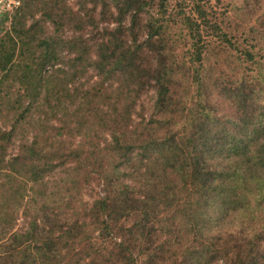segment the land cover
Returning a JSON list of instances; mask_svg holds the SVG:
<instances>
[{"label":"trees","instance_id":"obj_1","mask_svg":"<svg viewBox=\"0 0 264 264\" xmlns=\"http://www.w3.org/2000/svg\"><path fill=\"white\" fill-rule=\"evenodd\" d=\"M12 1L0 16V264H264V82L258 105L240 107L236 121L211 108L195 118L189 109L180 125L185 111L174 99V84L193 65L191 83L205 82L211 44L203 30L231 49L235 36L199 2L197 17L182 8L178 25L188 27L194 51L192 66L174 71L160 31L150 25L141 40L134 30L145 6L152 2L165 15L171 0H80L68 15L56 4L34 11L36 0ZM35 12L53 32L44 36L39 21L29 22ZM70 15L78 34L62 36ZM128 15L129 30L122 25ZM101 22L117 27L94 40L89 32ZM149 54L146 76L128 72L130 82L121 81L117 101L107 103L113 86L103 82L140 71L132 62ZM85 61L103 81L77 97L65 67L78 72ZM151 87L152 119L135 140L132 114ZM64 93L65 101H52ZM104 131L109 139L98 153L91 134ZM95 175L104 193L88 202L82 189Z\"/></svg>","mask_w":264,"mask_h":264},{"label":"rangeland","instance_id":"obj_2","mask_svg":"<svg viewBox=\"0 0 264 264\" xmlns=\"http://www.w3.org/2000/svg\"><path fill=\"white\" fill-rule=\"evenodd\" d=\"M196 2L204 6V9L209 13V18L215 25L220 27L221 31L232 33L235 36L232 40L237 46V49H231L220 40L221 38H218L219 36L216 37L210 33L206 34L203 30L202 37L211 46H209L208 53L205 55V82L201 86L191 83L190 77L195 75V67L199 65L195 64L192 66L190 64L191 54L194 51L192 48L194 41L189 34L188 27L185 26L183 28L179 26L180 15H178L183 8L187 16L193 15L197 17V14L194 12ZM33 3L40 6L34 11H38L41 7L43 8L45 4H56L67 15L72 10L77 12L81 7L80 0H36ZM16 4L17 2L12 0H0V16L4 11H12ZM32 17L29 22L35 23L39 21V31L44 36L54 31L49 22L44 21L38 12H35V19ZM71 19H73L72 15L66 21L67 24L64 28V33L61 34L62 36L78 34V32L74 33V31H77L76 27L79 26V22L77 20L72 21ZM109 20L113 21L112 19ZM122 25L128 30L129 27H133L132 17L128 15L126 20L122 22ZM150 25L154 26V30L160 31V36L166 41L167 47H172L171 51L166 52V55H168L167 65L174 71H177V67L183 66L187 70V67L192 66L191 72L187 74L186 79L179 77L178 85L174 84L175 102L179 103L181 107H184L186 116L179 122L180 125L186 122L189 109L195 118H200L205 108H211L213 109L214 115L219 118L222 117L223 121L226 118L236 121L241 114L239 111L241 110L240 107L246 106L249 110L253 106L258 105L259 99L262 98H260V95H257V91L264 82V0H171L165 15L158 12V7L151 2L150 5L145 6L144 13L141 14L140 23L134 24V30L138 33L141 40L147 37ZM6 27L8 28L9 25ZM115 27H117L116 22H101L98 28L94 29L93 32H89V35L94 40L99 39L102 37L106 28ZM247 50L255 54L254 60L248 61L245 55ZM63 56L68 57L66 49L63 51ZM71 56L73 57V55ZM150 61L153 62L150 54L149 56L141 57L140 60L137 59L132 62L134 64L141 63L142 69L140 71L124 70L121 71L122 73H117L115 78L111 80L108 78V80L104 81L103 83L106 88L108 87L109 89L111 85L113 86L106 93V95H111L107 103L114 100L117 101L118 92L115 90L117 87L125 88L123 87L124 83H122L125 82L124 80L130 82L132 76L128 72H133L132 74L135 75L141 74L142 77H145L147 74L146 69L149 67ZM64 63L69 62L64 61ZM65 69L71 73L67 78V82L71 86L72 91L77 88V97L83 96L88 89L103 81V78L98 76V73L86 61L82 69H78V72H75L73 69L69 70L67 66ZM131 69L134 68L131 67ZM59 77L62 78L63 76L60 75ZM142 83L145 85V89L150 87V84L145 79ZM113 92L116 93L112 94ZM155 95L156 92L151 87L149 91L142 93L141 97L137 100L136 109L132 114V128L137 133L134 138L135 140L138 138L141 139V137H145L144 134H147L146 131H143V128L147 122H151L152 106L156 99ZM59 98L65 101L68 96L64 93L63 95L53 96L51 99L52 101H59ZM124 101L126 100L124 99ZM129 101L127 100V102ZM120 110L125 112L123 116L119 117L124 122L127 119V115L121 104ZM0 119L3 120L1 116ZM92 119L96 121V118ZM93 135L96 137V150L99 151L98 153H104L105 140L109 139L108 131L98 132L99 137H97L95 132L91 134V136ZM78 141H80V138L73 140L72 143ZM15 151V148L11 149V152L14 153ZM87 151L91 152L92 149H87ZM96 160L97 158L92 159L90 163ZM56 181H59V177ZM103 193L102 180L95 175L91 184H88L82 189L81 196L85 201L91 202L102 196ZM17 226L18 228L26 227L22 217L19 218Z\"/></svg>","mask_w":264,"mask_h":264}]
</instances>
